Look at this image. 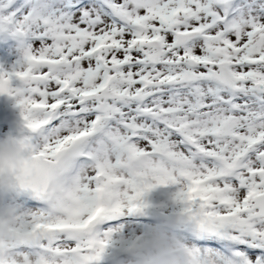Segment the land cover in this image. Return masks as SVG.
Segmentation results:
<instances>
[{
	"label": "snow or ice",
	"instance_id": "obj_1",
	"mask_svg": "<svg viewBox=\"0 0 264 264\" xmlns=\"http://www.w3.org/2000/svg\"><path fill=\"white\" fill-rule=\"evenodd\" d=\"M0 33L21 44L0 70L31 152L17 192L46 205L19 221L47 264H98L160 187L196 264H264V7L0 0ZM101 183L110 204L93 211Z\"/></svg>",
	"mask_w": 264,
	"mask_h": 264
},
{
	"label": "clouds",
	"instance_id": "obj_2",
	"mask_svg": "<svg viewBox=\"0 0 264 264\" xmlns=\"http://www.w3.org/2000/svg\"><path fill=\"white\" fill-rule=\"evenodd\" d=\"M12 107L17 108L18 100L7 96ZM26 130L19 118L16 121V133L11 131L0 136V195L17 192L19 179L25 171L31 152L26 142ZM110 201L103 183L94 193L91 205L93 211L107 208ZM68 223H76L65 217ZM187 221L180 214L161 215L155 222L145 225L124 250V259L120 264H196V257L190 250L183 233ZM90 226L79 229L85 246H90ZM40 240L35 228H27L19 221L14 209L0 208V264H47L42 251L35 254L21 253L20 248H35ZM77 254V264H80Z\"/></svg>",
	"mask_w": 264,
	"mask_h": 264
},
{
	"label": "rangeland",
	"instance_id": "obj_3",
	"mask_svg": "<svg viewBox=\"0 0 264 264\" xmlns=\"http://www.w3.org/2000/svg\"><path fill=\"white\" fill-rule=\"evenodd\" d=\"M234 8L239 10L242 15L259 14L264 7V0H233ZM29 41H26L28 43ZM21 59L20 41L6 33H0V70L11 71L13 66ZM16 82L13 81V84ZM1 98V97H0ZM8 106L14 114L19 117L18 108L12 107V101L9 100ZM20 118V117H19ZM10 132L6 126H0V136ZM34 144L36 140L32 141ZM174 187H160L150 192L146 200L150 205L143 215L126 218L123 227L119 232L114 233L113 242L105 249L104 254L98 261V264H120L124 259V250L136 236L140 235L145 225L155 222V218L161 215L177 214L180 205L174 200ZM46 205L41 201L34 200L27 193L10 192L0 195V208L14 209L18 216L31 213L37 208H45ZM102 225L98 226L96 231L103 233L106 231ZM187 231V229L185 230ZM41 244L44 242L41 241ZM40 245L35 248H20L17 251L27 254L39 252Z\"/></svg>",
	"mask_w": 264,
	"mask_h": 264
},
{
	"label": "water",
	"instance_id": "obj_4",
	"mask_svg": "<svg viewBox=\"0 0 264 264\" xmlns=\"http://www.w3.org/2000/svg\"><path fill=\"white\" fill-rule=\"evenodd\" d=\"M0 125H7L14 133H16V121L18 120L12 113V110L5 105L9 99L7 96L0 95Z\"/></svg>",
	"mask_w": 264,
	"mask_h": 264
}]
</instances>
